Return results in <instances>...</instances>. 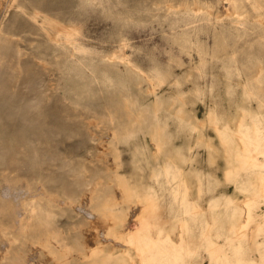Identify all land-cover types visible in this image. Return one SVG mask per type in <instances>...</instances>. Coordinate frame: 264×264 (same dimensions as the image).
Masks as SVG:
<instances>
[{"label": "rangeland", "instance_id": "rangeland-1", "mask_svg": "<svg viewBox=\"0 0 264 264\" xmlns=\"http://www.w3.org/2000/svg\"><path fill=\"white\" fill-rule=\"evenodd\" d=\"M0 264H264V0H0Z\"/></svg>", "mask_w": 264, "mask_h": 264}, {"label": "bare ground", "instance_id": "bare-ground-1", "mask_svg": "<svg viewBox=\"0 0 264 264\" xmlns=\"http://www.w3.org/2000/svg\"><path fill=\"white\" fill-rule=\"evenodd\" d=\"M4 92V91H3Z\"/></svg>", "mask_w": 264, "mask_h": 264}]
</instances>
